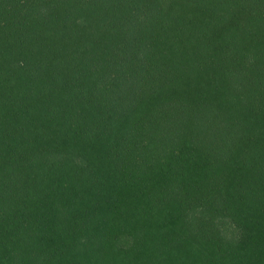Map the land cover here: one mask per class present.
<instances>
[{
    "label": "trees",
    "instance_id": "obj_1",
    "mask_svg": "<svg viewBox=\"0 0 264 264\" xmlns=\"http://www.w3.org/2000/svg\"><path fill=\"white\" fill-rule=\"evenodd\" d=\"M0 264H264V0H0Z\"/></svg>",
    "mask_w": 264,
    "mask_h": 264
}]
</instances>
